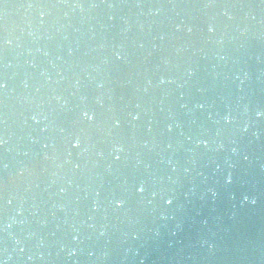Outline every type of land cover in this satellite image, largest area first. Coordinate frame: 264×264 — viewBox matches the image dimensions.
I'll return each instance as SVG.
<instances>
[{
	"label": "water",
	"instance_id": "1",
	"mask_svg": "<svg viewBox=\"0 0 264 264\" xmlns=\"http://www.w3.org/2000/svg\"><path fill=\"white\" fill-rule=\"evenodd\" d=\"M0 264H264V0H0Z\"/></svg>",
	"mask_w": 264,
	"mask_h": 264
}]
</instances>
